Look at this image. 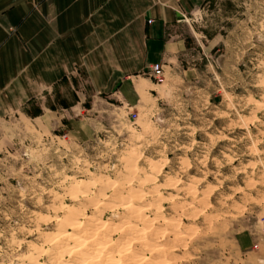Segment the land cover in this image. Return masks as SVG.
I'll list each match as a JSON object with an SVG mask.
<instances>
[{
	"label": "clouds",
	"instance_id": "obj_1",
	"mask_svg": "<svg viewBox=\"0 0 264 264\" xmlns=\"http://www.w3.org/2000/svg\"><path fill=\"white\" fill-rule=\"evenodd\" d=\"M138 103L130 99L107 125L82 121L71 134L54 135L43 121L5 129L0 165L11 158L21 167L14 202L5 206L0 196V264H186L180 217L198 194L206 201L216 191L208 177L231 163V148L214 150L243 125L218 110L189 117L178 96L174 116L145 124Z\"/></svg>",
	"mask_w": 264,
	"mask_h": 264
},
{
	"label": "rangeland",
	"instance_id": "obj_2",
	"mask_svg": "<svg viewBox=\"0 0 264 264\" xmlns=\"http://www.w3.org/2000/svg\"><path fill=\"white\" fill-rule=\"evenodd\" d=\"M182 34L185 51L173 62L160 64L161 81L147 72L129 80L125 92L93 93L86 80L75 75L57 93L47 95L45 110L43 100L33 98L2 120L0 135L21 120L46 122L58 136L71 134L82 121L107 125L130 99L139 102L145 124L174 116L177 96L189 117L196 108L209 115L217 110L225 113L228 123L243 127L229 133V139L214 150L231 148L226 151L231 163L219 169L220 175L208 177L216 191L206 201L198 194L199 203L189 201L191 208L180 217L181 242L189 255L186 264H260L264 261V0H205L188 17ZM160 85L164 87L159 95L167 102L164 112L157 99ZM220 123L214 121L216 126ZM6 155L0 153V159ZM20 167L21 161L11 158L0 165L5 206L14 202L8 198L16 196L20 178L13 172ZM240 168L243 171L236 172L234 181L224 179ZM208 244L212 247L195 251Z\"/></svg>",
	"mask_w": 264,
	"mask_h": 264
},
{
	"label": "crops",
	"instance_id": "obj_3",
	"mask_svg": "<svg viewBox=\"0 0 264 264\" xmlns=\"http://www.w3.org/2000/svg\"><path fill=\"white\" fill-rule=\"evenodd\" d=\"M205 0H0V123L80 75L91 91L129 89L185 51ZM151 21V23H148Z\"/></svg>",
	"mask_w": 264,
	"mask_h": 264
},
{
	"label": "built area",
	"instance_id": "obj_4",
	"mask_svg": "<svg viewBox=\"0 0 264 264\" xmlns=\"http://www.w3.org/2000/svg\"><path fill=\"white\" fill-rule=\"evenodd\" d=\"M148 23H151V21H149ZM152 78L156 81H161V78L163 76V71H162V66L159 64H155L153 66H151L150 70H149ZM262 235L264 236V227L262 228Z\"/></svg>",
	"mask_w": 264,
	"mask_h": 264
}]
</instances>
